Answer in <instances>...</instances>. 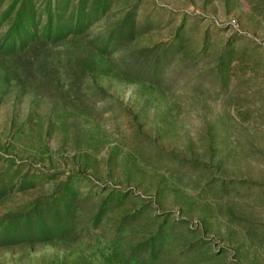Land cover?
Masks as SVG:
<instances>
[{"label":"rangeland","instance_id":"1","mask_svg":"<svg viewBox=\"0 0 264 264\" xmlns=\"http://www.w3.org/2000/svg\"><path fill=\"white\" fill-rule=\"evenodd\" d=\"M0 264H264V0H0Z\"/></svg>","mask_w":264,"mask_h":264}]
</instances>
